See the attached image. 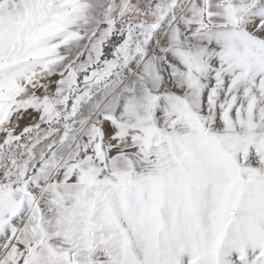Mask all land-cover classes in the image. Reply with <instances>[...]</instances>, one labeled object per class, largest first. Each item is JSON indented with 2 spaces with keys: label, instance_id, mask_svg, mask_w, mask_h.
<instances>
[{
  "label": "snow or ice",
  "instance_id": "obj_1",
  "mask_svg": "<svg viewBox=\"0 0 264 264\" xmlns=\"http://www.w3.org/2000/svg\"><path fill=\"white\" fill-rule=\"evenodd\" d=\"M0 264H264V0H0Z\"/></svg>",
  "mask_w": 264,
  "mask_h": 264
}]
</instances>
